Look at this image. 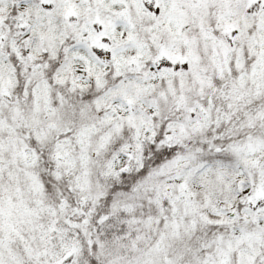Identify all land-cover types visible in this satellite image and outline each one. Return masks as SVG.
<instances>
[{
	"label": "snow or ice",
	"instance_id": "snow-or-ice-1",
	"mask_svg": "<svg viewBox=\"0 0 264 264\" xmlns=\"http://www.w3.org/2000/svg\"><path fill=\"white\" fill-rule=\"evenodd\" d=\"M0 264H264V0H0Z\"/></svg>",
	"mask_w": 264,
	"mask_h": 264
}]
</instances>
